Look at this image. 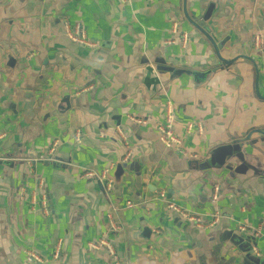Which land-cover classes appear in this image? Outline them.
Here are the masks:
<instances>
[{"label":"crops","instance_id":"0c3cea01","mask_svg":"<svg viewBox=\"0 0 264 264\" xmlns=\"http://www.w3.org/2000/svg\"><path fill=\"white\" fill-rule=\"evenodd\" d=\"M258 34L264 0H0V264H251L231 238L264 252L263 136L235 143L264 128ZM169 104L196 159L160 142ZM106 170L110 195L84 178ZM111 220L122 229L105 237ZM104 238L116 261L91 248Z\"/></svg>","mask_w":264,"mask_h":264},{"label":"built area","instance_id":"2783aa9c","mask_svg":"<svg viewBox=\"0 0 264 264\" xmlns=\"http://www.w3.org/2000/svg\"><path fill=\"white\" fill-rule=\"evenodd\" d=\"M65 34L73 43L84 45V46L90 47V48L95 47L94 44H91L88 41L86 32L84 31V29L80 25L71 26L69 23H66L65 24ZM187 40H188V36L185 35L183 43L185 44L187 42ZM253 44H254L255 50L262 56V59H263L264 58V35H262V34L256 35L253 38ZM174 122H175V111H174L173 106L171 104H169L168 108H167V113L165 116V121H164L163 125L160 127V142L166 148H174L182 157H184L186 159H191V158L196 159L197 156H195L191 153H188L184 150L182 139L179 136H177L175 131H174ZM191 130H192V127L189 126L188 132ZM197 131H198L199 135H202L204 132V130L201 126H197ZM118 133L121 136V138L123 139V141L126 142L127 139H126L125 135L121 131ZM75 140L77 143H80L82 140V134L78 132L75 136ZM128 155H129V153H128ZM36 163H37V160H31L28 162V165L31 166V165H34ZM109 173H110L109 170H106V171H103L100 173H96L94 171H87L84 173V178L96 179L100 183L105 194L110 195L111 191L114 188L115 180L111 176H109ZM38 188L44 189V183L40 182V185L38 186ZM219 195H220V188L218 186H215L214 190H213V196H212V203L213 204L218 203ZM159 198L164 200L166 198L165 192H161L159 194ZM36 204H37V201L34 200L32 202V205L36 206ZM40 204H41V207H42L44 213L49 215L50 214V206H49V202H48L45 195L42 197ZM167 205H168L169 210L181 215L186 220L195 223L196 226H198L199 228H204L206 226V224L202 222L200 217L193 216L194 214L189 215L188 213L183 212L181 210V208L175 202L170 201ZM136 207H138V206L134 205L133 203H127L126 204V208H128V209H133ZM140 207H142L145 212H148V213L151 212L150 207H145L143 205ZM218 221H219V215L216 214L211 223L214 224V223H217ZM121 229H122L121 226L117 222L111 220L109 223V228L107 230L105 237H107L108 235H111V234H117L121 231ZM263 231H264V220L259 225L258 228L253 230V232H252L253 237L255 239L260 238L262 236ZM238 232L243 233V232H248V230L244 226H239ZM90 246L94 250H97L100 247H106L108 249V251L110 252L111 256L113 257V259L115 261L117 260V256H116V253L114 251V248H113L112 244L108 241V238H106V239L104 238V239L100 240L98 243L90 244ZM58 253H60V248H58V250H57V254ZM252 254L257 259H264V252L260 251L258 249V247H253ZM28 255H30L35 261L41 262V258H38L35 254L28 253Z\"/></svg>","mask_w":264,"mask_h":264},{"label":"water","instance_id":"95a60500","mask_svg":"<svg viewBox=\"0 0 264 264\" xmlns=\"http://www.w3.org/2000/svg\"><path fill=\"white\" fill-rule=\"evenodd\" d=\"M209 39H211L213 41V38L212 37H209ZM180 73H183L185 75H188V76H192L195 78L196 82L197 83H201L205 78H207V76H209V72L205 73V74H202L200 72H197V71H193V70H190L188 67H184L180 70H177L176 71V74H180ZM254 134H260L263 136V139H261V142H264V128H261V129H258V130H253L252 132H250L246 138H244V140H242L241 143L239 142H235L236 145H239L241 144H244V143H250L252 140H251V137L254 135ZM259 142V140L257 141H254L255 144H257ZM254 144V145H255ZM242 149V147H240ZM238 152V151H237ZM242 152V150H241ZM240 152V153H241ZM234 153L236 154V152L234 151ZM239 153V154H240ZM239 156V155H238ZM259 176H263L264 177V168H263V171H261V173L259 174ZM231 242L237 246L239 248V250L246 255V258L251 262V264H264V261L262 259H257L253 254H252V251H253V245L251 243H249V241H247L245 238L239 236V234H236L235 236H233L231 238ZM248 245V246H247ZM255 257V258H254Z\"/></svg>","mask_w":264,"mask_h":264}]
</instances>
